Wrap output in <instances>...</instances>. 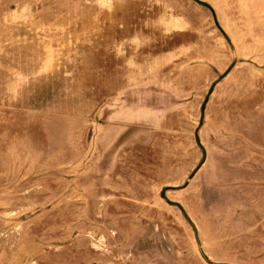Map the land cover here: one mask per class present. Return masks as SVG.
<instances>
[{
	"label": "rangeland",
	"instance_id": "374dc122",
	"mask_svg": "<svg viewBox=\"0 0 264 264\" xmlns=\"http://www.w3.org/2000/svg\"><path fill=\"white\" fill-rule=\"evenodd\" d=\"M257 124L264 0H0V264H213L184 206Z\"/></svg>",
	"mask_w": 264,
	"mask_h": 264
},
{
	"label": "crops",
	"instance_id": "0c3cea01",
	"mask_svg": "<svg viewBox=\"0 0 264 264\" xmlns=\"http://www.w3.org/2000/svg\"><path fill=\"white\" fill-rule=\"evenodd\" d=\"M251 133L237 129L233 143L231 135V148L246 157L215 160L213 179L203 161L199 169L210 178L201 183L197 207L184 206L213 264H264V127Z\"/></svg>",
	"mask_w": 264,
	"mask_h": 264
},
{
	"label": "water",
	"instance_id": "95a60500",
	"mask_svg": "<svg viewBox=\"0 0 264 264\" xmlns=\"http://www.w3.org/2000/svg\"><path fill=\"white\" fill-rule=\"evenodd\" d=\"M201 108H203V106Z\"/></svg>",
	"mask_w": 264,
	"mask_h": 264
}]
</instances>
